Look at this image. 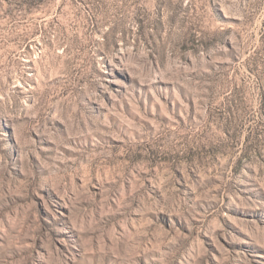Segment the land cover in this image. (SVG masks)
I'll return each mask as SVG.
<instances>
[{
	"label": "rangeland",
	"instance_id": "374dc122",
	"mask_svg": "<svg viewBox=\"0 0 264 264\" xmlns=\"http://www.w3.org/2000/svg\"><path fill=\"white\" fill-rule=\"evenodd\" d=\"M0 264H264V0H0Z\"/></svg>",
	"mask_w": 264,
	"mask_h": 264
}]
</instances>
